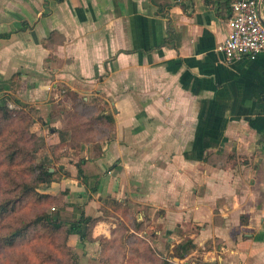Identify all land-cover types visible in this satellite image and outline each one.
Returning a JSON list of instances; mask_svg holds the SVG:
<instances>
[{
    "label": "crops",
    "instance_id": "obj_1",
    "mask_svg": "<svg viewBox=\"0 0 264 264\" xmlns=\"http://www.w3.org/2000/svg\"><path fill=\"white\" fill-rule=\"evenodd\" d=\"M233 1L161 0L163 17L151 0H0V95L47 109L52 131L59 86L112 119L89 128L87 184L74 164L51 184L71 189L72 216L100 218L94 239L126 223L159 248L192 240L205 263L264 264V51L228 63L217 50Z\"/></svg>",
    "mask_w": 264,
    "mask_h": 264
},
{
    "label": "rangeland",
    "instance_id": "obj_2",
    "mask_svg": "<svg viewBox=\"0 0 264 264\" xmlns=\"http://www.w3.org/2000/svg\"><path fill=\"white\" fill-rule=\"evenodd\" d=\"M59 89L62 98L54 99L53 95L48 101L53 107L51 117L56 113L61 117L57 133L51 130L52 121L48 126L43 125L45 128L38 124L40 116L45 118L47 109L38 110L23 102L17 104L15 99H9L6 94L0 95V107L6 104L11 111L10 115L0 112V235L21 227L42 212L57 216L64 210V216L70 219L72 214L71 211L67 212L66 207L71 206V189H52L50 183H42L36 179L35 170L40 166L51 168L56 173L54 179L58 183L63 176L71 177L69 168L73 164L76 167L78 163L75 160L79 161L82 156L87 155V144L93 139L91 136L95 132L89 131L90 126L91 129L98 128L101 134L104 133V128L100 126H111L105 119L102 101L88 103L72 96L66 87L59 86ZM57 106L67 109L62 112L63 116H59ZM38 195L48 197L40 199ZM125 228L119 226L117 240L112 244H105L104 252L100 251L98 254L74 247L76 258L71 259L66 251L59 249L64 244L62 233L42 226H32L14 248L0 246V264H56L53 261L55 257L59 258V264H160L166 259L174 264L203 262L200 252L188 257L186 261L170 259L174 249L166 248L165 238H162L159 248L148 236L150 232L143 242L126 233ZM49 238H52L55 245ZM30 240L34 246L28 245ZM48 254L53 257L46 258ZM96 254L97 258L92 259L91 256ZM45 260H48L47 263H44Z\"/></svg>",
    "mask_w": 264,
    "mask_h": 264
},
{
    "label": "trees",
    "instance_id": "obj_3",
    "mask_svg": "<svg viewBox=\"0 0 264 264\" xmlns=\"http://www.w3.org/2000/svg\"><path fill=\"white\" fill-rule=\"evenodd\" d=\"M154 5H156L159 8V15H162L163 17L166 16L168 8L172 6V4H169L167 2L161 3V0H151ZM166 44V41L163 45ZM151 48L150 50H152ZM3 86V84L1 85ZM72 96H75L71 94ZM8 99V98H7ZM15 103H19L18 100L14 101ZM0 112L5 113L6 115H10L11 111L8 109V106L6 104H3L0 107ZM12 119V117H10ZM109 122H112V119H108ZM57 133V131H55ZM59 134L61 132H58ZM87 162L86 159L82 158L77 164V170H78V177L83 180V183L87 184V176L85 175L83 166ZM36 175L37 180L42 183H55L54 177L56 176L55 172H51V168H46L44 166H40L37 168ZM32 191V190H31ZM27 195L29 192L26 193ZM26 196V195H25ZM47 195H38V198H46ZM23 197L21 198V200ZM115 210H119V204L116 202L111 204ZM74 216L72 218L68 219L66 216H64V210L60 211L57 216H52L51 214H48L47 212H42L36 215L32 220L23 223L21 227L8 230V232L4 235H0V246L10 249L17 246L19 241L21 239H24L28 230L32 226H42L44 228L53 230L57 233H62L64 235V244L62 246H59L60 250L66 251L67 255L70 256L71 259L76 258V255L74 253L73 248L69 245V240L73 237L77 238L81 244H85L87 242H99L101 247V252H104L106 250L105 244H112L117 240V233L119 226L126 227L125 231L126 233H129L132 235L135 239H139L140 241L145 242L143 237L138 236L135 233L130 232V228L126 223H119L117 228L113 232V237L111 239H105V238H99L94 239L93 238V229L97 225V223L100 221V218H93L91 216L86 215L83 207L81 205H74ZM129 216V215H128ZM127 221L132 226V229L135 231H141V226L137 223H133L132 219L129 217L127 218ZM23 222V221H22ZM52 240V238H49ZM53 241V240H52ZM51 241V242H52ZM53 245H55V242H52ZM28 245L34 246L32 243V240L28 242ZM194 245L193 241L188 239L182 242L179 245H176L174 247L173 253L170 255V259H179L180 261H186V259L193 253L194 251ZM48 251V249H47ZM155 252L153 251V254ZM53 257V255L48 254L46 258ZM55 257V256H54ZM48 258V259H49ZM62 259V258H60ZM63 260V259H62ZM48 260H45L44 263H47ZM53 261L56 262V264H59V258H53ZM73 264H76V262ZM160 264H174V262H171L169 259L163 260ZM185 264V262L183 263ZM190 264V263H189ZM199 264H218V263H205L201 262Z\"/></svg>",
    "mask_w": 264,
    "mask_h": 264
},
{
    "label": "built area",
    "instance_id": "obj_4",
    "mask_svg": "<svg viewBox=\"0 0 264 264\" xmlns=\"http://www.w3.org/2000/svg\"><path fill=\"white\" fill-rule=\"evenodd\" d=\"M258 0H234L230 34L217 50L226 62L241 58L254 60L264 51V24L259 15ZM10 107L13 105L8 102Z\"/></svg>",
    "mask_w": 264,
    "mask_h": 264
},
{
    "label": "water",
    "instance_id": "obj_5",
    "mask_svg": "<svg viewBox=\"0 0 264 264\" xmlns=\"http://www.w3.org/2000/svg\"><path fill=\"white\" fill-rule=\"evenodd\" d=\"M258 7H259V15H260V19L262 21V23L264 24V18L262 17V9L264 8V0H258ZM51 172H53V170L51 169Z\"/></svg>",
    "mask_w": 264,
    "mask_h": 264
}]
</instances>
